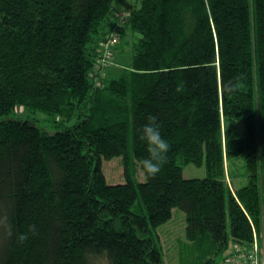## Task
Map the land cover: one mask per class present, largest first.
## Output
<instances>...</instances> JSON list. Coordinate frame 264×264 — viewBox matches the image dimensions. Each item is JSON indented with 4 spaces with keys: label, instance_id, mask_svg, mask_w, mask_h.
<instances>
[{
    "label": "trees",
    "instance_id": "obj_1",
    "mask_svg": "<svg viewBox=\"0 0 264 264\" xmlns=\"http://www.w3.org/2000/svg\"><path fill=\"white\" fill-rule=\"evenodd\" d=\"M149 115L170 144L155 177ZM177 212L171 264L264 243V0H0V264H169Z\"/></svg>",
    "mask_w": 264,
    "mask_h": 264
},
{
    "label": "rangeland",
    "instance_id": "obj_2",
    "mask_svg": "<svg viewBox=\"0 0 264 264\" xmlns=\"http://www.w3.org/2000/svg\"><path fill=\"white\" fill-rule=\"evenodd\" d=\"M114 3L117 8V12L125 14L127 16L130 12V9H132L133 6L137 4V0H114ZM125 21V20H124ZM122 22V21H121ZM118 27L116 26L115 29ZM115 37L118 35V33H113ZM128 43L131 42L132 37L131 35H127L126 38ZM130 47L125 46L123 48L124 52L123 55H120V53L117 54L118 60H125L129 55ZM120 55V56H119ZM19 114H25V111L22 107L18 108ZM14 116V115H12ZM45 115L40 112L35 113H29L26 114V117L28 119H37L38 123L41 127L53 131L61 128L62 126H57L55 123H51L50 121L44 120ZM104 170L106 173V176L109 181L111 182H122L124 181V167L121 164L120 159H113V160H106L104 162ZM184 176L186 178H202L206 176V169L205 166H196L194 164H187L184 166ZM183 213V212H182ZM184 214V213H183ZM184 229V217L181 213H175L174 218L165 226H163L160 229V235L162 244L164 246L165 256L168 260V263L171 264V257L174 256V252L172 250V247L174 245V242L176 239L183 234Z\"/></svg>",
    "mask_w": 264,
    "mask_h": 264
},
{
    "label": "clouds",
    "instance_id": "obj_3",
    "mask_svg": "<svg viewBox=\"0 0 264 264\" xmlns=\"http://www.w3.org/2000/svg\"><path fill=\"white\" fill-rule=\"evenodd\" d=\"M239 79V77H237ZM177 91H180L178 88ZM161 125L158 117L149 115L147 122L139 130V138L147 143L148 156L140 161V166L146 176L155 177L167 163V153L170 149L169 142L161 135ZM36 226L29 225L28 232L17 236L19 242L23 243L29 238V234H36Z\"/></svg>",
    "mask_w": 264,
    "mask_h": 264
},
{
    "label": "built area",
    "instance_id": "obj_4",
    "mask_svg": "<svg viewBox=\"0 0 264 264\" xmlns=\"http://www.w3.org/2000/svg\"><path fill=\"white\" fill-rule=\"evenodd\" d=\"M220 264H264V243L257 234L250 244L233 243Z\"/></svg>",
    "mask_w": 264,
    "mask_h": 264
}]
</instances>
